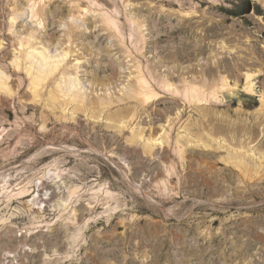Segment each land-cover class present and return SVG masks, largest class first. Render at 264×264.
<instances>
[{"label": "rangeland", "instance_id": "374dc122", "mask_svg": "<svg viewBox=\"0 0 264 264\" xmlns=\"http://www.w3.org/2000/svg\"><path fill=\"white\" fill-rule=\"evenodd\" d=\"M100 1L106 7L115 4L125 26L124 13L143 23L145 39L137 57L155 73L179 79L211 68L240 86L232 97L209 106L168 96L146 106L117 101L122 84L132 81L133 55L103 27L97 11L81 9L85 0H45L41 27L21 19L15 30L33 29L42 43L69 45V60L78 57L86 100L103 97L112 103L65 106L61 99L48 102L47 88L33 102L25 81L11 99L0 96V187L8 179V189H27L8 208L0 191V217H6L0 222V264H264V108L259 99L264 5L258 0ZM0 7L6 33L5 0ZM192 7L188 18L179 12ZM7 44L5 57L12 53ZM182 48L191 53L188 59L176 58ZM245 64L261 69L255 73L256 94L241 90ZM57 144L79 150L76 155L52 150ZM89 146L99 153L86 150ZM241 162L258 171L256 176L250 172L251 180L241 173ZM33 197L43 215L28 208L26 200ZM65 199L69 207L58 209Z\"/></svg>", "mask_w": 264, "mask_h": 264}, {"label": "bare ground", "instance_id": "6f19581e", "mask_svg": "<svg viewBox=\"0 0 264 264\" xmlns=\"http://www.w3.org/2000/svg\"><path fill=\"white\" fill-rule=\"evenodd\" d=\"M110 1L112 2L114 0H110ZM258 1L262 2V4L264 5V0H258ZM5 3L7 5V8H9V11H8V13L4 19V22L6 23L5 24V31H7L6 33H4L3 21L1 20L2 23H0V96L11 99L12 97H14L17 94V90L19 89L21 83H23L25 81L26 90H28V92H27L28 93V100L33 101V102L39 101L41 99V97H43V95H44V90L47 88V91L45 92V94H46L45 97L47 98L46 100L48 102L49 101L58 102V100L61 99V101H63V104L64 103L66 105L74 104V105H76V108L77 107L81 108V107H84L85 105L89 106V108L93 107L94 105L108 106L112 103V100L110 98H103V97H100V98L98 97L96 100H94L92 102L88 101V99L86 100V95L84 92V90H85L84 84H83V81L79 78V75L77 72V69H78L77 68V62H78L77 59H78V57H74L73 59H71V61H73V62L76 61L74 63L69 60V57L72 54V50L69 48V45L67 48H65V47L59 48L58 46H56L53 43H47V42L42 43L40 40H37V38L34 36L35 31L38 28H40L41 25L43 24V14H44L43 13V4L45 3V0H25V3H24L25 5H22V4L19 5L18 0H5ZM122 6H124V4H122ZM81 9L83 11H85V13L87 11H91V10L97 11V14L99 16L101 23L103 24V27L105 29L111 31V33L120 41L121 45L123 46V48L127 52V54L133 55V58L135 59L134 63L132 64L134 67V70L130 71V75L132 73V81L127 82L126 84H122L121 88L119 89V90H121V95L117 97V101H120L124 98L127 100H133V101L137 102L140 106H146L149 103L155 104L156 102H159V101L161 102V101H163V98L168 96V97L173 98V99H178V100L180 99L184 104L186 103L187 105L203 104L205 106H209V105H217V104L222 103L226 97H232L236 93V90H238V87L240 86V84H237V82H238L237 80H235V81L231 80L232 81V83H231V81L228 80V78L224 74H222L220 70H218L217 73H214L213 69H211V68H208L205 72L201 71V73L198 75H195L192 73V74H190V76H186V77L182 76L179 79H174L171 74L159 75V74L155 73L154 69H152L147 63L140 61V59H138V57H137L138 54H141V50H142L144 39H145L144 33H143L144 28L142 29L143 23L141 24L138 21V19L132 17L131 14L124 13V21H126V26H125L123 21L120 20L121 11L118 9V7L115 4H112V7H106L100 0H85V5L81 6ZM179 12L182 14V16L188 18V17L192 16V14L195 12V9L193 10V7H192V9L188 8L186 10H183V9L179 10ZM72 18L73 17L71 16V19ZM21 19L22 20L29 19L28 20L29 23H34V25L36 26L35 27L36 30L30 29L29 31L25 32L24 34H18L17 30H15V27H16V23ZM75 20L76 19L74 18V21ZM77 21H78V19H77ZM183 29H185V27L181 28V30H183ZM70 30H72V28ZM174 31H175L174 29L168 30V31H166V34L170 35ZM69 37H70V34H67L68 44H70ZM7 42H9L10 43L9 45L12 47L11 48L12 53H10L9 57H8V55H7V57H5V53L3 52L8 45ZM232 47H233V45H231V47L229 45L228 48L233 49ZM175 54H176V58L180 59V60L188 59L191 56V53L188 52L184 48H182L181 51H176ZM5 60L8 61L7 64L4 63ZM69 62H70V65H67V64H69ZM8 67L11 68V71L9 69H7ZM71 68H73V69H71ZM224 68L232 70L229 67V65H227V64L224 65ZM242 68H243L242 69L243 72L240 76V80L242 79V82H243V84L241 86L242 92L246 95L256 94V90L254 87V85H255L254 80L256 78L255 73H260L261 69L260 68L257 69V67L254 68V67L247 65V64L243 65ZM263 74H264V72H263ZM21 75H22V77H21ZM261 87H262V89L259 91L260 108H264V85H261ZM22 106H24V105H22ZM90 146L88 149L86 148V150L93 151V152L98 151L96 148H94L95 146L94 147H90ZM180 148H179V151L181 152ZM43 149L44 148H42V149L40 148L39 151L43 150ZM51 149L55 150V151L62 149L63 151L65 150V151H70L73 153H74V151L79 150V149H75L74 145L70 146L67 144H64L63 146H59V145L54 146V147H51ZM148 150H149V148H148ZM46 152H48V151H46ZM180 152H178L179 155L180 154L182 155L183 153H180ZM182 152H183V149H182ZM98 153L99 152H97V154ZM109 155H107V157L109 160H111V158H110L111 155H110V157H109ZM181 157H183V156H181ZM112 160H111V162L116 165L117 163L113 162ZM244 161L245 160H243V162ZM243 162H241L242 163L241 165L239 164L241 166V167L239 166L241 173L242 174L244 173V176L247 173L246 177L248 178V180H251V177H253L252 175L255 173L257 174L258 171H253V169L255 170V167H254V168H252V171H253L252 172L251 166L248 167V164H246L247 165V167H246L245 165H243ZM235 164L237 165V163H235ZM256 170H257V167H256ZM260 171H259V173H260ZM250 172H252L253 174L250 176V179H249L248 176H249ZM256 174H255V176H256ZM46 175H47V173L45 174V177H46ZM122 175H123V172H122ZM3 176H1V177L3 178ZM124 178L126 179V177H124ZM7 180L8 179H4L2 181L3 184L0 187V191L2 192L1 197L3 198L2 203L5 204L4 207L9 205L11 199L23 198L27 195L26 194L27 189L23 186L22 187H16L15 186L16 189H13L11 187H10L11 189H8L7 188V184H8ZM127 182H128V180H127ZM128 183L130 184V181ZM134 185L135 184H133L131 187H135ZM104 189H106V188H104ZM136 189H138V188H136ZM98 191H99V189H98ZM138 191L141 193L142 190L140 191V189H138ZM46 192H47V190L45 191V193ZM100 192H101V188H100ZM91 194H93V193H91ZM105 195H106V197L108 196L110 198V197H112V192H110L108 189H106ZM105 195H103V196H105ZM139 195H141V194H139ZM39 196H40V194H39ZM141 197L146 198L147 196H145V194H144V197L143 196H141ZM96 198L98 199V197H96ZM88 199H91V198H88ZM98 200H100V199H98ZM147 200H145V201H147ZM26 201H27V206L29 209H31V208L36 209V211L38 213H41V214L43 213L42 209L40 208L41 206H39V204L41 202L40 203L36 202V199H34V197L30 201L29 200H26ZM94 201H96V203H97V200H94ZM111 202H113V201H111ZM152 202L155 203L154 201H152ZM56 205L58 206V209L61 208L62 210H65L67 207H69V206H67L66 199L62 200L60 203H58ZM105 206L109 207V205H105ZM161 207H160V209H161ZM7 208H8V206H7ZM174 208L175 207H173L172 210ZM170 210H171V208H170ZM9 212H11V210ZM5 213H7V212H5ZM167 213H168V211H167ZM64 214H67V213H64ZM39 216H41V215L39 214ZM66 216H68V215H66ZM4 217L3 216L0 217V222L3 223L5 221L6 217L5 218ZM73 218L75 219L74 216H73ZM65 219H67V218H65ZM10 224H9V227H10ZM42 225H43V223H42ZM46 225H48V224H46ZM44 227H46V226H44ZM8 231H9V229H8ZM36 245H34V246H36Z\"/></svg>", "mask_w": 264, "mask_h": 264}]
</instances>
